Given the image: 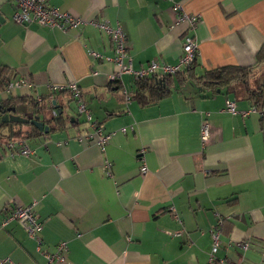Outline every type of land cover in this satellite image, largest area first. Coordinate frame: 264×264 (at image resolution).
Segmentation results:
<instances>
[{
  "label": "crops",
  "instance_id": "crops-1",
  "mask_svg": "<svg viewBox=\"0 0 264 264\" xmlns=\"http://www.w3.org/2000/svg\"><path fill=\"white\" fill-rule=\"evenodd\" d=\"M175 2L200 16L190 32L198 42L196 61L182 69L191 68L186 78L169 84L168 94L141 104L132 97L135 77L124 73L111 81L114 63L91 53L113 56L105 31L89 22L66 31L15 22V4L0 0V68L34 83L14 92L11 103L48 126L41 132L20 125L34 149L29 156L0 149V258L17 264H209L210 231L220 217L214 264H264V96L238 99L223 86L201 96L195 83L203 70L224 65H253V77L264 81V62H256L264 45V0H48L85 20L119 22L126 60L135 69L151 60H178L187 31L175 24ZM70 81L92 118L115 131L103 151L77 139L89 126L76 100L50 89ZM36 95L42 97L37 106L29 101ZM227 97L239 110L258 103L259 111L227 112ZM53 109L59 118L51 117ZM204 118L211 128L202 145ZM12 125L0 134L8 136L17 128ZM33 201L43 224L39 251L17 220L1 223L13 206ZM61 240L67 243L64 261H47L43 252Z\"/></svg>",
  "mask_w": 264,
  "mask_h": 264
},
{
  "label": "built area",
  "instance_id": "built-area-1",
  "mask_svg": "<svg viewBox=\"0 0 264 264\" xmlns=\"http://www.w3.org/2000/svg\"><path fill=\"white\" fill-rule=\"evenodd\" d=\"M15 4L14 10L12 12V19L19 23H29L37 22L40 25H46L50 27H59L61 30L66 31L69 28H76L80 24L89 22L105 31L111 38L113 42V56L100 55L95 51H91L92 55L111 61L115 65V70L110 74V80H119L121 74H129L135 78H142L146 76H154L156 78H161L166 74H172L178 72L182 69L188 68L196 61L198 42L193 34V30L196 27V23L199 19V14H190L182 8L179 2H175L172 9L177 15L175 24H184L187 33H184L182 53L179 55L178 60L174 64L159 63L156 60H151L148 62L147 66L135 69L131 66L130 62L126 60L127 57V47H126V36L122 30L119 22L110 23L107 20L97 21L96 19L85 20L79 15L72 14L71 12L60 9L57 6H52L48 4V0H12ZM34 83L27 78L19 77L14 78L7 82L1 93L5 97L11 96L18 89H32ZM50 89L52 91L56 90H66L69 92L71 97L76 100L77 112L83 116L84 121L89 126V131L84 134H78L77 139L79 141L87 140L88 142L95 143L100 150H104L105 145L108 143L109 139L115 133V131H105L93 118L90 109L87 107L86 103L82 99L81 91L79 86L75 81H70L64 84H50ZM35 100L40 102L42 100L41 95H36ZM258 103L250 105L247 110H239L236 106V101L232 98L227 97L224 100L223 110L230 112L232 114L239 113L241 115H246L251 112L259 111ZM261 110H264V103H262ZM58 111L56 109L52 110L51 115L57 116ZM206 116L209 113H205ZM210 124L207 118L203 119L200 129V139L202 145H205L210 138ZM122 130H125L123 127ZM0 149H5L9 156L14 157L16 155L29 156L34 152V149L30 146L27 139L22 136H3L0 134ZM142 153H139L141 158ZM111 163L108 160L104 161L105 167H110ZM146 165L142 161L140 166V171L144 173L146 171ZM35 201L26 205L13 206L9 210L4 219H2V224H5L8 220H17L25 229L28 237L35 239L36 249L39 251L42 239L40 237V232L42 230V222L38 219L36 213L33 210ZM175 218L178 215L173 214ZM222 220L218 217L216 224L211 229V250L209 253V264H214L213 254L217 251L218 246L221 243L220 240V225ZM240 246L244 249L248 247V242H240ZM67 249V243L65 240H61L56 244L53 251L43 252L45 258L49 262L53 261H64V252ZM0 264H17L10 257L0 258Z\"/></svg>",
  "mask_w": 264,
  "mask_h": 264
},
{
  "label": "trees",
  "instance_id": "trees-1",
  "mask_svg": "<svg viewBox=\"0 0 264 264\" xmlns=\"http://www.w3.org/2000/svg\"><path fill=\"white\" fill-rule=\"evenodd\" d=\"M256 62H264V45L261 46L256 55ZM253 65L252 66H236V65H224L218 68L205 69L203 72L198 75L196 78L197 91L201 96H206L212 94L213 92L219 90V87H224L226 90L235 96L236 98H252L256 101H261V97L264 96V81L260 77H253ZM191 69V68H190ZM190 69L180 70L179 72L173 74H166L161 78H156L154 76H146L142 78H133V81L136 85L132 97L136 99L141 104H148L155 102L168 94L170 92L169 84L178 83L185 77H187V72ZM3 68H0V91L3 90L8 81L14 79L9 76V74L3 71ZM194 74H190V76ZM133 76H131L132 78ZM117 82L118 80H111ZM60 92H66V90H59ZM34 101V105H38V102L33 98L29 101ZM11 97H5L0 101V110L5 109L6 107L15 105V101L11 103ZM52 118H59L60 115L57 113V116H51ZM12 125L13 123H9ZM4 123L0 122L2 127ZM8 125V124H6ZM17 125L16 129H11L9 137L13 136H22L27 137L26 132L21 130L20 125ZM13 127V125L11 126ZM31 128L38 130L37 127L31 125Z\"/></svg>",
  "mask_w": 264,
  "mask_h": 264
},
{
  "label": "water",
  "instance_id": "water-1",
  "mask_svg": "<svg viewBox=\"0 0 264 264\" xmlns=\"http://www.w3.org/2000/svg\"><path fill=\"white\" fill-rule=\"evenodd\" d=\"M3 20L4 19L0 15V22H2ZM0 122L4 123V125L9 123L31 124L37 127L41 132H45L48 130V126L45 125L43 121L39 120L38 115H27L26 113H20L17 110V107L14 105L0 110Z\"/></svg>",
  "mask_w": 264,
  "mask_h": 264
},
{
  "label": "rangeland",
  "instance_id": "rangeland-1",
  "mask_svg": "<svg viewBox=\"0 0 264 264\" xmlns=\"http://www.w3.org/2000/svg\"><path fill=\"white\" fill-rule=\"evenodd\" d=\"M13 2V1H12ZM15 92H17V90L15 91ZM26 108V107H25ZM82 116V115H81Z\"/></svg>",
  "mask_w": 264,
  "mask_h": 264
}]
</instances>
